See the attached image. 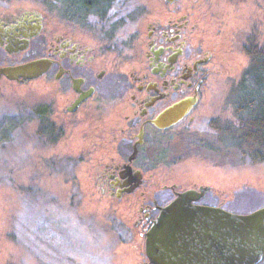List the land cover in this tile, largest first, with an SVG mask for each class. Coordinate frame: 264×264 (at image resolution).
Instances as JSON below:
<instances>
[{
    "label": "flooded vegetation",
    "instance_id": "obj_1",
    "mask_svg": "<svg viewBox=\"0 0 264 264\" xmlns=\"http://www.w3.org/2000/svg\"><path fill=\"white\" fill-rule=\"evenodd\" d=\"M211 1L134 0L129 6L131 0H0V66L51 60L40 76L11 80L48 77L47 83L60 84L63 112L54 111L51 99L37 98L31 115H101L97 186L108 197L130 198L145 239L162 207L183 191L196 189L201 194L193 202L228 209L224 199H205L213 190L210 184H163L154 172L183 158L172 153V142L196 130L192 124L200 115L192 114L212 77L227 64L228 41L211 33ZM180 102L187 109L183 115L163 117ZM212 119L211 132L220 134L214 146L234 145L228 119ZM42 128L52 132L51 125ZM201 140L205 144L199 145L211 151V144Z\"/></svg>",
    "mask_w": 264,
    "mask_h": 264
},
{
    "label": "rangeland",
    "instance_id": "obj_2",
    "mask_svg": "<svg viewBox=\"0 0 264 264\" xmlns=\"http://www.w3.org/2000/svg\"><path fill=\"white\" fill-rule=\"evenodd\" d=\"M211 5V33L228 41L227 64L192 114L200 115L192 124L196 130L172 142V153L183 158L152 170L163 184H210L206 200L224 199L228 210L247 213L264 205V161L242 155L232 143L216 148L210 122L236 118L233 86L248 66V35L264 45V0H212ZM48 80L0 81V264H152L130 198L108 197L97 186L101 115H31L37 98L51 99L54 111L63 112L60 84ZM46 124L52 132L42 130ZM201 138L211 151L202 148Z\"/></svg>",
    "mask_w": 264,
    "mask_h": 264
},
{
    "label": "water",
    "instance_id": "obj_3",
    "mask_svg": "<svg viewBox=\"0 0 264 264\" xmlns=\"http://www.w3.org/2000/svg\"><path fill=\"white\" fill-rule=\"evenodd\" d=\"M51 60L37 58L0 66V80L24 81L43 74ZM182 103L162 115H183ZM162 117V118H163ZM173 118L168 123L176 121ZM201 192L189 189L162 207L146 233L145 250L152 264H258L264 259V205L247 213L198 204Z\"/></svg>",
    "mask_w": 264,
    "mask_h": 264
},
{
    "label": "trees",
    "instance_id": "obj_4",
    "mask_svg": "<svg viewBox=\"0 0 264 264\" xmlns=\"http://www.w3.org/2000/svg\"><path fill=\"white\" fill-rule=\"evenodd\" d=\"M246 47L251 59L233 86L237 116L228 121V137L241 154L254 161H264V45L259 46L251 37ZM216 129L220 131L221 126L217 124ZM219 136L218 132L214 140L219 141Z\"/></svg>",
    "mask_w": 264,
    "mask_h": 264
}]
</instances>
